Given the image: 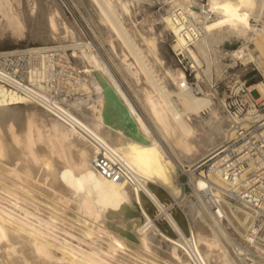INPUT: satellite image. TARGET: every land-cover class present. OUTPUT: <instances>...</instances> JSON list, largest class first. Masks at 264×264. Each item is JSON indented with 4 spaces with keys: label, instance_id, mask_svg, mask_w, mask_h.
Returning <instances> with one entry per match:
<instances>
[{
    "label": "bare ground",
    "instance_id": "6f19581e",
    "mask_svg": "<svg viewBox=\"0 0 264 264\" xmlns=\"http://www.w3.org/2000/svg\"><path fill=\"white\" fill-rule=\"evenodd\" d=\"M89 1L90 4L96 7V9L95 7H93V9L96 10L98 21L104 25L103 29L105 28L106 33L116 38L122 48L127 50V53L124 54L125 56L130 55L133 57V63H135L138 70L143 73L148 86L150 85L154 93L157 92L159 98L161 97V104L159 105V102L155 101L153 94H151L153 90L150 92L146 91L144 95L145 104H147L152 119L156 122L160 134L171 144L180 159L182 161H187V166L191 168L194 163H192V160L194 161L193 155L196 154L194 153L195 151L202 153L206 152L207 155H209L222 145L229 136V120L227 116H225V118L218 112L219 110L217 109L215 100L209 95H196L191 89L181 87L180 83H176L173 90L167 87L164 82V78H166L165 75L167 74L160 76V74L156 73V67L162 66L161 58L156 50V35L153 34L151 30L150 32L152 35L149 34V36L144 33L145 31L142 32L136 26V28L134 26L128 28L125 25V14L131 17L129 4L124 0ZM250 1L256 6L264 4V0ZM188 7L187 10L190 15L198 21L204 29L203 36L195 45L202 46L203 49L208 52L209 79L213 76H223L227 67V63L223 61L226 52H223L219 48V45L217 47L215 46L214 50H212V46L208 40V19L206 16H201L202 12L205 11L204 4H200V11L199 8L193 5ZM16 10L18 9L16 8ZM27 10L26 12H16L10 0H0V24L6 28H10L12 30L11 33L14 35L22 36L24 34L23 28L25 21H27V23H29L28 21H31V23L35 21V24L39 21V19L37 21V18L31 20L33 10L32 13L30 8ZM40 14H42V17L44 16L43 13ZM52 20L53 19H47L45 25L44 23L42 24L44 26L40 25L42 28H39L36 31L37 34H35L37 38L43 40L45 43H47L51 35H54L51 31V27L53 28L52 23H54ZM170 20L169 14L162 16L163 25L161 24L162 29L159 30L161 34H164L165 31L172 33V24ZM40 22H42V20H40L39 23ZM37 26L36 24V27ZM150 28L153 29L154 27L150 26ZM66 32L67 29L64 33ZM71 32L72 31H70V33ZM147 32L148 30H146V33ZM263 32L264 26L259 28L252 24L247 31H242V35H246L247 33L250 39L242 41L239 46L240 50L247 46L246 43L248 41L252 40L253 42L258 36L263 40ZM73 33L75 32L71 34ZM69 34L67 32V35L63 36V38H68L70 36ZM139 34L142 35L144 41L143 47L136 39V36ZM79 39L78 37V40ZM262 43H264V40ZM70 45H83V42L81 41L79 43L78 41V43ZM229 49L231 51V57L235 58L240 55V50H235L231 45ZM249 50L247 51V60L252 55V52ZM89 53L93 64H95V68L98 70V74L95 75L94 78L97 80V88L100 89L97 99L98 107L96 105L94 108L88 106L85 104L88 102H85L83 98L73 101L75 107H72L70 112L73 117V122H71L70 129L68 131L66 130L67 132L64 133L68 140L63 139L68 142L66 144H68L71 151L75 148L78 155H80V161H78L80 165L86 162V157L88 155L94 157L97 151L95 146L97 143L94 139L105 143L112 148L127 165V168L132 173L131 180L112 181L105 178L94 169L99 178L114 186L116 189L115 193H109L105 196L106 203L98 204L86 199L85 196H81V198H77L76 195L69 196L70 193L68 194L67 192V195L64 192V188H57V185L63 180V177L59 176V172L61 175L64 170L52 167L48 160H44V162L46 161L45 163L42 161V166L45 165L44 168H46L47 174H44L45 177L46 175L49 177L44 178L43 175L41 179H37L35 170L41 164L43 155L38 152L36 148V139L34 137V131L39 128L36 122L37 120L34 118L36 111L29 112L27 108L29 113L27 114L26 112V116L23 118L24 128L22 132H18L15 123L20 121L23 117V114H21V106L25 107V104L28 105L31 102L27 101L23 96L10 92L0 86V264H124L128 259L130 260V251H134L133 249H135V244L133 243L140 245L144 249L151 250L153 238L159 236H162L161 238L169 243L171 257L178 260L180 264H191L190 259L185 256V253L189 254L196 264H211L210 256L214 253L218 264L228 262L231 264H239L237 263L238 260H236L231 253L230 248L225 244L228 241H223L224 238L223 240L221 238V233L226 234L221 228L223 227L222 222L213 212L209 215L210 219L208 215L207 218L205 217L207 207L204 202L197 199L198 203H202V208H197L198 205L193 202L186 201L187 203H185L187 205L184 203L186 207L188 206L193 219H195V225L198 227H205L206 224L210 231V233H206L203 228V230L199 228L196 229L195 227L196 230L190 228L192 230L191 237H187L173 215H171L167 209L163 208L159 197L149 186L148 182L157 183L168 188L174 198L178 200L179 203H183L186 200L183 195L184 193L174 184L175 177L173 176L176 172L175 163L169 155L167 156L165 154L166 152H164L161 147V141L155 139L151 133L152 131L150 132L149 129H147L148 126L146 127L142 122L140 119L141 116L136 113L131 101L121 90L122 87L120 88L119 83L116 82L117 79L109 72L108 65L100 58L99 52L94 48L92 50L90 49ZM261 54H253L255 63H260L262 59ZM257 87H259L264 94L263 82L252 84L249 89H256ZM258 93L261 94L260 91ZM173 95L176 96V100L172 98ZM110 105L120 114L121 120H123L125 125L130 129L127 137L121 140L119 139L118 141L116 138H120L124 133L122 130H117L116 132H118L120 136L118 135V137L115 135L116 138L113 136L116 128L113 129V126L111 127L110 124L108 126V123H110L108 119L109 111L111 110ZM203 111L205 114H203ZM263 116L264 112L260 113V110H255L251 112L250 118L256 120ZM43 120L44 119H42V121ZM50 123L52 124L51 127L55 129L59 126L58 120H55L54 124L52 121H50ZM82 129H86L88 135L83 132ZM55 134L56 133H54V135ZM64 134L61 133V136L63 137ZM42 135L43 134H41V136ZM56 145L57 144L54 146ZM61 145L62 144H60V146ZM53 148L54 147H52L51 150ZM56 149L57 147H55L54 150L57 151L59 147L57 150ZM11 152L14 156H12ZM67 155L69 156V153H67ZM65 160L63 161L65 162ZM67 162H65V164ZM68 165H70V163H68ZM72 167L70 169L68 168L70 172L74 170ZM76 169L77 168H75V170ZM41 173L40 175H42ZM77 173L79 175V172ZM192 179L195 188H197L198 185L202 187L205 184L203 179L198 175L194 174ZM27 186L33 187V189L39 190L43 192V194L45 193V195L49 197V200L43 199L45 198L42 197L43 195H41V198L39 194ZM127 186L133 189V200L128 198L125 193L121 192V189ZM140 190L145 192L163 209L170 224L177 231L179 235L178 238L170 237L161 232L142 206H140V213L138 214L136 212L137 203L140 204ZM54 199L60 202H66L67 204L77 201L80 207L88 212L97 224H85L84 230L81 229V231L83 230L82 236L77 235L70 229L74 225L73 222H71L74 217L69 218V216H66L67 214L63 215L65 212L62 213V206L60 207L59 204L57 205ZM43 206L48 208L46 209L48 210L46 211L47 213H42V210L45 209ZM207 212L206 214L210 213L209 210ZM246 213L249 215L250 211H246ZM141 216H144L146 220L145 222L143 221L144 223L140 222ZM207 219L212 221H208ZM79 223L82 222L79 221ZM84 223L88 222H83V224ZM243 225V227L247 228L245 223ZM105 234L107 238H104ZM242 236L244 237V244L240 243V245L236 247V254L240 259L243 258V249L248 234L244 232ZM75 239L85 243L88 247H83V245L75 243ZM160 241H162V239ZM160 241L157 243H160ZM200 243H203L205 249H202V244L200 245ZM227 244L229 245V243ZM179 247L182 248V252L184 250L185 253L183 252V255L180 254ZM140 249L137 250L140 252ZM128 254L130 255L129 257L127 256ZM133 254L132 258L135 256L137 260L139 257L136 255L138 254ZM141 256L140 254V257ZM144 257L146 256L144 255ZM144 257V260L140 261L142 264H159L158 262L151 263L149 260H145ZM149 258H151V260L153 259L152 257ZM133 260L131 259L132 262Z\"/></svg>",
    "mask_w": 264,
    "mask_h": 264
},
{
    "label": "rangeland",
    "instance_id": "374dc122",
    "mask_svg": "<svg viewBox=\"0 0 264 264\" xmlns=\"http://www.w3.org/2000/svg\"><path fill=\"white\" fill-rule=\"evenodd\" d=\"M10 1H11L13 9L16 12H19V11L26 12V10L30 8L31 13L33 10V14H31L32 17L30 16L32 18L31 20H34V18L35 19L37 18V21L39 19V21L42 20V22H40V23H39V21L36 22V24L39 26V27L38 26L36 27V24L34 23L35 21L34 22L32 21V23H31V21H28L29 23H27V21H25L24 22V28H23L24 34L22 36L21 35H14L13 33H11L12 30L10 28H6L2 24H0V49H10V48H16V47H24V46H28V45H35V44L48 45V44H55V43L67 44V45L69 44V46H71L70 44L78 43V41L80 43L82 41L83 45H76V46H71V47L74 49L73 51H74V54L76 55V61L80 65H82L84 67V70L89 74L90 93L87 96H79V98L77 97L73 101H76V99L80 100V98L81 99L83 98L85 100V102H88L85 104L94 108L95 105L98 107L97 99H98V94L100 92V89L97 88V86H96L97 80L94 79L95 75L98 74V70H97V68H95V64H93V61L90 58L89 50L90 49L92 50L95 48L96 51L99 52L98 54H99L100 58L103 60V62L108 65L107 67L110 70L109 72L113 75V77L115 76L114 78L117 79L116 82L119 83L120 88L122 87L121 90L124 92V94L127 96V98L131 101V104L133 105V108L135 109L136 113L141 116L140 119L142 120V122L145 124L146 127L147 126L149 127V128L147 127V129H149L150 132L152 131L151 133L153 134L155 139H159L161 141V147L163 148L164 152H166L165 154L167 156L169 155V157L175 163L176 172L173 176V177H175L174 178V184H175V186H177L181 189L182 193H184L183 195L185 196L186 200L183 203H179L178 200H176V205L171 210L173 217L174 218L178 217L180 219V222L177 220V218H176V221L182 227V229L186 233L187 237L192 236L191 235V233H192L191 229L196 230L197 228H199V229L203 228L206 233L207 232L210 233L209 227L206 224H205V227L204 226L198 227L197 225H195V219H193L192 214L188 209V206L186 207V205H187L186 203L187 202H193L196 205H198L197 208H202V205H201L202 203L201 204L198 203V200H197L198 197L196 196L195 191L192 190L189 185L184 186V183L187 181V175L189 173L188 170H192L195 167H197V165L200 163V161H202L206 156H208L207 153L195 151L194 153H196V154L193 155L194 161L192 160V163L193 162L194 163H193V166L190 168L187 166L188 162L182 161L180 159V157L178 156V154L176 153V151L172 148L171 144L168 141H166V139L162 136V134H160V132L156 126V122L154 121V119H152L151 112L148 109L147 104H145L146 102L144 100L145 99L144 95H145L146 91L150 92L151 90H153V88L150 87V85L148 86L147 82L145 81L143 73L140 70H138L137 65L135 63H133V57H131L130 55L125 56L124 54L127 53V50L122 48L121 44L118 42V40H116V38L109 36L108 33H106L105 28L103 29L104 25H102V23H100L98 21V18L96 16L97 13L95 12L96 10L93 9V7H95V6L90 4L89 0H10ZM124 1H126L129 4L130 9H131V13H130L131 17L128 14H125V16H126V17H124L125 25L128 28L129 27L132 28L133 26L134 27L136 26L142 32L145 31L144 33L147 35H149V34L152 35V33L156 35V40H155L156 41L155 42L156 43V50H157V53L159 54V57L161 58V61H162V66L156 67V73L160 74V76H164L165 74H167V75H165L166 78H164V82L166 83L168 88L173 90L176 86V83H180L181 82L180 80L183 79L184 72H183L182 68L176 63V60L174 57V48L176 47V42L172 39L171 33L169 31H165L164 34H161L159 32V30L162 29L161 26L163 25L162 24V16L167 14L166 10L170 7L171 4L176 2L178 4L183 3V5L186 8H189L188 6L193 5L197 8H199V11L201 10L200 4H204L205 11L202 12L201 16L202 17L206 16L209 24L215 22L217 17L212 16L211 18H209L208 11H207V5H206L207 0H124ZM249 2L251 4V7L248 9V11H250V13H251L250 25L252 24V25H255L256 27L262 28L264 26V4L261 6H256L250 0H249ZM16 8L18 10H16ZM20 8H21V10H20ZM95 9H96V7H95ZM38 10H40V11H38ZM40 13H43L44 16L42 17V14H40ZM39 16H40V18H39ZM47 19H53L52 21H54V23H52L53 28L51 27V29H52L51 31L53 32L54 35H51L50 39H48L47 43H45L43 40L37 38L35 34H37L36 31L39 28H42L41 26L45 25V22ZM43 23H44V25H42ZM150 26H153L154 28L151 29ZM66 29H67L68 34L70 33V31L75 32L76 34L73 33L74 34L73 35V34H71L72 33L71 32L69 34L70 36L68 38H63V36L67 35V32L64 33V31H66ZM68 30H70V31H68ZM146 30H148L147 33H146ZM150 30L152 33L150 32ZM247 30L248 29H241V32L247 31ZM241 32L238 36L237 33L233 32L232 30H230L226 27L214 29L211 32L208 31V40L212 46V50H214L215 46L217 47L219 45V48L223 52H226V54L224 55L225 57L223 56L224 57L223 61L225 63H227V67H226L225 71L228 70L230 72V75L227 73H224L223 76H219V77L214 76L215 78H217L220 81L219 87L217 89L216 97H214V95L211 93L196 94L193 92L194 94L200 95V96L201 95L211 96L216 102L217 109L219 110L218 112L221 115H223V117H225L226 115L222 109L221 100L223 99V97L226 96V94L228 92L227 87L232 86L236 80L246 81L247 85H252V84L259 83V82H263V84H264V43H262L264 39L261 40V37L258 36V38H256L255 41L252 42V40H251V41H248L246 43L247 47H248L247 51L250 49L249 51L252 52V54H254V53H257V54L260 53L261 54L262 53L261 54L262 59H261L260 63L259 62L258 63L256 62L254 64L247 63V67H246L245 65L240 63V61L237 59V57L234 58V57L230 56V54H231V51L229 49L230 45H233V48L236 49L237 47L240 46V44L242 43L243 40L247 41L250 39V37H248L249 34L247 35V33H246V35H242L243 33H241ZM263 35H264V32H263ZM78 37L80 38L79 40H78ZM136 39H137L138 43L143 47L144 41H143L142 35H140V34L137 35ZM87 44H89V45H87ZM177 44L178 45L180 44L179 40H178ZM229 51H230V53H229ZM192 54L194 55V57L198 61L203 62L204 75L208 80H210L209 76H208L209 75V67H208L209 66V63H208L209 62V55H208V52L205 51L202 46L195 45L194 51L192 52ZM220 58H222V57H220ZM232 58H233V60H232ZM86 88H87V86H86ZM256 89H259V87H257ZM251 90H254L252 92L253 96H254V98L258 99V101L260 102V113L264 112V94L262 93V91L260 89H259V91L261 92V94L258 93V91H256L255 89H251ZM151 94H153L154 100L159 102L158 104L160 105L161 104V100H160L161 97L159 98L158 93L157 92L154 93V90H153V91H151ZM217 97H219V98H217ZM172 98L174 100L177 99L175 95H173ZM94 100H96V101H94ZM73 101L71 102V105H72L71 107H75V104ZM135 103L139 106L141 111H143V113L147 117L150 125L148 124V121H146L145 117L142 116V113L138 110ZM25 107H26V109H25ZM25 107L21 106V110H22L21 114H23V117L21 118L20 121H17L15 123V127H16V129L18 128L17 129L18 132H20V131L22 132V130L24 128L23 118H24V116H26V112L28 114L30 111H34V110L36 111L34 118H35V120H37L36 122L39 125L38 126L39 128L37 130H35L37 132L34 131V137L36 139V148L38 149V152L43 155L42 160H41V164L35 170L36 178L41 179L43 177V175L46 173V168H44L45 165L44 166H42V165H43L44 160H48V162L51 164L52 167H55L57 169L59 168L60 170L61 169L64 170L63 172L61 171L62 172L61 175L59 172V176H62L63 180H62V182H60L57 185V188L58 187L64 188V190H65L64 192L66 194H67V192H68V194L70 193L69 196L70 195L71 196L76 195L77 198H81V196H84V194L78 193L76 191V189L74 187V184L76 181L75 178H78L79 176H81L84 173H90V174L98 177L97 173L94 170L95 168L93 166V156L88 155L86 157V162L84 164H81V165L78 164V161H80V155H78V152L76 151L75 148L71 151L68 147V144H66L68 142L64 140V139L68 140L65 137L64 133L70 129L71 125H68V124L62 122L60 119H58L55 116H53L52 114L48 113L44 108H42L41 106H39L35 103H33V104L29 103L28 105L25 104ZM31 107L33 110L31 109ZM27 108L29 109V112H28ZM110 108H111V110L109 111V116H108L110 123H108V126L110 124L111 127L113 126L112 127L113 129L116 128L114 130L115 134L113 133L114 137H115V135L120 136V134H118V132H116L117 130L123 131L124 134H122V136L120 138L115 137L117 139V141L119 139L120 140L124 139L127 137L130 129L125 125V122L123 120H121L120 114L116 110L113 109V106L110 105ZM203 114H205L204 111H203ZM42 119H44V120L42 121ZM55 120H58V122H59V126L57 129H55L54 127H51L52 124L50 123V121H52V123L54 124ZM58 130H60V131H58ZM40 131H41V134H43L42 136L40 134ZM54 133H56L55 134L56 136L54 135ZM61 133L64 134L63 137L61 136ZM47 136H49V137H47ZM160 136H161V138H160ZM67 137H69V136H67ZM54 143L57 144L58 146L57 145L54 146L55 145ZM60 144H62V145L60 146ZM52 147H54L52 149L53 151H55L54 150L55 147H57V149L59 147V149L58 150L56 149L57 151L53 152L51 150ZM67 153H69V156L67 155ZM11 154H12V156H14L12 152H11ZM60 155L62 158L60 157ZM63 160H65V162H67V161L68 162L65 164V162ZM89 161H90L91 165L89 164ZM68 163H70V165H72L73 167L68 165ZM69 166H70V168L72 167V169H74V170H72L70 172ZM75 168H77V169L75 170ZM77 172H79V175ZM40 173L42 175H40ZM38 175L41 177H39ZM195 175H198V174H195ZM46 177H49V176L46 175ZM46 177L44 175V178H46ZM148 184H149V186L153 187V190L155 191V193L158 195V197L162 201L170 202V201L175 199L168 188L163 187V186L158 185V184H155V183H152V182H148ZM27 187L32 189L33 191H35L37 194H39L40 197H41V195H43L42 197H45L43 199L49 200V197L46 196L45 193L43 194V192H40L39 190L33 189V187H29V186H27ZM198 187H200V186L198 185ZM193 189H195V188H193ZM121 192L125 193L128 196V198H130L132 200L134 199V192H133L132 187L130 188L127 186L125 188H122ZM196 200H197V202H196ZM54 201H55V203H57V205L59 204L60 207L62 206L61 211H62V213L65 212L63 215L67 214L66 216H69V218L74 217V219L71 221V222H73L74 225L70 229L74 233H76L77 235L82 236L85 224L86 225L87 224H91V225L97 224V222H94V219L92 218V216L89 215L88 212L84 211L80 207V204H78L77 201H73L70 204H67L66 202H63V201L60 202L56 199H54ZM184 203L186 205H184ZM137 205H138L137 206L138 209H140V206H142L146 210V212L151 217L155 226L158 229H160L161 232H163L165 235H168L170 237H174V238L179 237L177 231L174 229V227L172 225H170V223L167 221V219L162 217V216L157 215L156 206L152 202L151 198L142 190H140V204L137 203ZM46 209H48V208H45L44 210H42V213H45L46 211H48ZM208 210H209L208 207H207L206 211L204 210L206 218L210 215V213L206 214V212ZM189 214H190V216H189ZM238 216H239V214L238 215H232L229 213V216H228L229 218L227 217V220L222 221L223 227H221V228H222L223 232H226V234L221 233L222 234L221 235L222 240L224 238L223 241H228L225 244L227 245L228 248H230V251L234 255V257L236 258V260H238V262L236 261L237 263H239V264H264V226L260 225V223L256 224L257 225V227H256L257 228L256 238L258 239L259 242L258 243L257 242L250 243L247 240V250L243 249V254H242L243 258L240 259L237 257L236 250L234 247H235V245L239 246L240 243L244 244V241H243L244 237L242 235L245 232V230H244L245 227H243L244 226L243 224L246 223V221L243 220V216H241V215L239 217ZM209 219H210V216H209ZM209 219H207V220L212 221ZM76 221H78V222H76ZM79 221H81L82 223H79ZM143 221L145 222L146 220H145L144 216H141L140 222L144 223ZM83 222H88V223L83 224ZM75 223H77V224H75ZM247 225H249V223H247ZM245 226H246V224H245ZM81 227H83V228H81ZM81 229H83V230L81 231ZM223 236H225V237H223ZM159 237L153 238L152 244H151V250L144 249L140 245L133 243V244H135V249H133L134 251H130L131 256L129 254L127 255L128 257L130 256L129 257L130 260L128 259L124 264H131V263L142 264V262H140V261L144 260L143 259L144 255L146 256V257H144L145 260H149V262H151V263L158 262L159 264L160 263L161 264H180L178 262V260H175L174 257H171L172 255L170 254L169 243H167V241L165 239L161 238L162 236H159ZM104 238H107L106 234L104 235ZM161 239H162V241H160ZM87 240H89V239H87ZM126 240H127V238H126ZM158 241H160V243H157ZM74 242L77 244L83 245V247H88L85 243L80 242L76 239ZM227 243H229V245ZM200 245L202 246V249L205 247V246H203V243H200ZM137 249H140V252ZM179 250H180L181 255H183L185 253L184 250H183L184 253L182 252L181 247H179ZM135 252H137V253H135ZM133 253L135 255L138 254L136 256L139 257L140 259L137 258V260H136L135 256L132 258ZM140 254L142 255L141 257H140ZM147 255H148V257H147ZM185 256H187L190 259L191 264H194V262H193L194 260L191 258V256L189 254L185 253ZM149 257H152L153 259L151 260V258H149ZM131 259L132 260L134 259L133 262L131 261ZM128 262H130V263H128ZM210 262H211V264H218L215 253L210 256ZM120 264H122V263H120ZM223 264H231V263L228 262V263H223Z\"/></svg>",
    "mask_w": 264,
    "mask_h": 264
},
{
    "label": "built area",
    "instance_id": "2783aa9c",
    "mask_svg": "<svg viewBox=\"0 0 264 264\" xmlns=\"http://www.w3.org/2000/svg\"><path fill=\"white\" fill-rule=\"evenodd\" d=\"M166 11L171 18L172 39L176 42L174 57L184 72L181 87L196 94L211 93L216 97L220 81L214 76L208 80L203 72V62L192 54L195 43L203 36L202 25L183 4L175 2ZM238 48L235 50H240ZM73 50L71 46L60 43L0 49V86L71 125V102L90 93L89 74L76 61ZM253 58L252 54L247 60V46L241 48L237 57L246 67L247 63H255ZM225 73L230 75L228 70ZM250 86L246 81L236 80L227 87L228 92L221 103L229 120V136L197 167L188 170L190 174L184 183L206 204L210 214L213 212L221 222L227 220L229 213L243 216L247 226L244 230L248 234L244 245L246 250L247 240L250 243L259 242L256 224L264 226V116L256 120L250 118L251 112L260 110V102L254 98V90L249 89ZM82 130L88 135L86 129ZM94 141L97 143L94 168L112 181L131 180L132 173L122 158L105 143ZM194 174L203 179L205 184L202 187L195 188ZM151 200L157 215L169 222L163 209ZM159 200L163 208L173 215L171 210L176 205V199L170 202ZM246 211H250L249 215Z\"/></svg>",
    "mask_w": 264,
    "mask_h": 264
},
{
    "label": "clouds",
    "instance_id": "9594fccd",
    "mask_svg": "<svg viewBox=\"0 0 264 264\" xmlns=\"http://www.w3.org/2000/svg\"><path fill=\"white\" fill-rule=\"evenodd\" d=\"M251 7L249 0H207L209 18L217 17L215 22L207 25V30L228 28L239 36L241 29L250 27ZM74 187L78 193H83L86 199L94 203L104 204L105 196L115 193L114 186L90 173H84L76 178Z\"/></svg>",
    "mask_w": 264,
    "mask_h": 264
},
{
    "label": "crops",
    "instance_id": "0c3cea01",
    "mask_svg": "<svg viewBox=\"0 0 264 264\" xmlns=\"http://www.w3.org/2000/svg\"><path fill=\"white\" fill-rule=\"evenodd\" d=\"M136 104V103H135ZM136 106H137V108H138V110L142 113V115L145 117V119L148 121V119H147V117L145 116V114L143 113V111H141V109L139 108V106L136 104ZM148 123H149V121H148ZM150 124V123H149ZM155 184H157V183H155ZM158 185H160V184H158Z\"/></svg>",
    "mask_w": 264,
    "mask_h": 264
},
{
    "label": "water",
    "instance_id": "95a60500",
    "mask_svg": "<svg viewBox=\"0 0 264 264\" xmlns=\"http://www.w3.org/2000/svg\"><path fill=\"white\" fill-rule=\"evenodd\" d=\"M231 47L233 48V45H231ZM136 212L139 214L140 213V209H136Z\"/></svg>",
    "mask_w": 264,
    "mask_h": 264
},
{
    "label": "trees",
    "instance_id": "16d2710c",
    "mask_svg": "<svg viewBox=\"0 0 264 264\" xmlns=\"http://www.w3.org/2000/svg\"><path fill=\"white\" fill-rule=\"evenodd\" d=\"M152 189H153V187L152 186H150ZM154 191V190H153ZM155 192V191H154ZM158 196V195H157ZM177 218V220L180 222V219L178 218V217H176Z\"/></svg>",
    "mask_w": 264,
    "mask_h": 264
}]
</instances>
